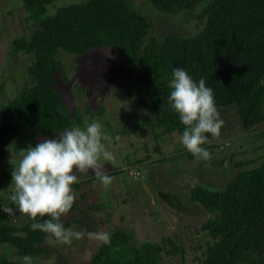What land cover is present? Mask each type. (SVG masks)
I'll use <instances>...</instances> for the list:
<instances>
[{
    "label": "trees",
    "instance_id": "obj_1",
    "mask_svg": "<svg viewBox=\"0 0 264 264\" xmlns=\"http://www.w3.org/2000/svg\"><path fill=\"white\" fill-rule=\"evenodd\" d=\"M56 1L20 0L27 13L22 22L31 21L35 27L22 26L23 31L29 29V34H13L10 41L0 37V52L8 49L5 62L12 60L14 73L8 80L0 78V93L4 94L0 97L1 145L18 138V134L26 135L16 143L14 150L18 152L80 122L81 113L71 115L53 88L56 76L68 81L61 75V54L78 56L111 48L122 50L134 79L128 95L134 92L143 104L133 130L142 126L147 132L132 131L140 137H151L149 132L156 136L157 128L182 135L185 126L168 102L172 70L182 68L197 82L205 80L213 89L217 108L233 111L242 133H256L264 141V0H81L61 7L53 5ZM144 9L179 16L184 23L195 22L198 30L187 35L169 32L162 40L149 36L151 25ZM12 11L8 10L7 16ZM4 30L0 27V33ZM17 78L22 79L21 85ZM6 81L14 87L10 96L5 94L10 88ZM206 135L210 143L202 147L211 154L222 147L221 142H211V134ZM152 150L162 155L157 146ZM252 153L254 157L234 162L236 171L222 189L198 183L188 190L192 201L208 216L200 227L206 233L204 245L199 241L193 250L197 264H264V142ZM243 154L229 153L220 162L234 161L236 155ZM186 155L189 160L198 159L188 151ZM151 156L145 155L140 161ZM132 169L140 177L134 166L108 174L128 175ZM131 178L136 181L135 176ZM96 180L95 175L83 177L73 190L79 191L84 181ZM13 193L10 188L7 198L0 196V264H23L14 259L25 255L36 259L46 256V239H55L31 227L51 217H29L19 224L9 220L3 208L18 207L11 201ZM159 198L173 208L166 202L167 195L159 194ZM81 199L86 197L75 199L70 211L83 205ZM85 207L89 210L88 204ZM183 209L182 205L176 208ZM97 210L95 207L93 211ZM110 214L103 211L106 220ZM59 222L66 226L64 215ZM74 224L85 223L78 217ZM110 237V243H101L88 264H160L164 256L175 254L184 260V250L172 238L162 244L148 241L135 245L131 235L120 230H113ZM7 249L14 251V259H9Z\"/></svg>",
    "mask_w": 264,
    "mask_h": 264
},
{
    "label": "rangeland",
    "instance_id": "obj_2",
    "mask_svg": "<svg viewBox=\"0 0 264 264\" xmlns=\"http://www.w3.org/2000/svg\"><path fill=\"white\" fill-rule=\"evenodd\" d=\"M80 1L59 0L53 5L61 7ZM141 7L138 4L139 10ZM10 9L13 10L12 14L7 16ZM143 14L151 25L149 36H156L160 40L169 32L177 31L180 35H187L198 30L195 22L184 23L179 16L159 15L148 9H144ZM26 15L20 0H0V20L3 19L0 22V27L5 29L0 33V37H8L10 41L13 34L24 32L25 35H28L29 27L35 26L31 21L22 22ZM22 26H28L29 29L23 31ZM7 50L0 52V78L5 77V80L14 75L12 60L8 59L5 62L4 55ZM60 59L63 68L61 75L63 74L68 81H64L61 76H56L53 88L60 93L64 106L71 115L76 111L81 113V120L78 123L75 122V126L83 128L93 120L99 121L104 132L111 137L110 141H104V143L115 157L111 162H104L106 170L108 172L124 171L130 166H134L138 168L140 174L139 177L134 169L130 170L128 175L119 173L113 176L115 179L107 186L98 180L88 183L84 181L79 185V191L74 192L76 200H79L81 195L86 199L84 201L81 199L83 205L77 211H69L64 215L66 221L64 227L86 232L104 231L109 234L113 230H120L129 233L135 245L148 241L162 244L166 238H172L175 244L184 250V260H181L177 254L168 255L164 256L160 264H197L194 260L193 250L199 241L204 245L203 235L206 233L202 232L200 227L208 216L205 215V209L202 206L192 201L188 190L198 183L215 188V190L222 189L236 171L233 166L234 162L254 157L252 151L258 149L264 141L255 136L256 133L249 135L242 133L235 113L219 108L220 118L224 124L219 136H211L210 140L212 143L221 142L222 147L214 149L211 159L208 161L198 158L190 162L186 158L180 160L182 157L174 160L170 156L175 155L176 151L180 149L178 132L173 131L165 134L162 129L157 128L154 131L156 136L149 132L151 137L149 135L140 137L141 134L132 132L143 131L142 134L145 135L147 129L141 126L139 129L133 130V121L141 117L144 108L134 92L133 96L128 95L131 94V85L134 79L125 63L121 49L94 50L78 56L61 54ZM19 83L22 84V79ZM6 84L10 88L6 90L5 94L10 96L13 94L14 87L10 82L6 81ZM3 96L4 94L0 93V97ZM87 109H90V112ZM58 133L51 138H55ZM17 136L19 137L9 139L7 144H0V196L4 194V198L9 196L10 188L14 191L15 186L11 185V172L18 166L21 159L20 151L16 152L14 149L16 143L22 142V138H25L26 135L18 134ZM155 146L159 148L162 155H165L159 162H156V159L160 155L152 150ZM240 151L246 154L236 155L234 161L226 160L225 164H221L220 161L229 153ZM148 154L152 155L149 160L140 161ZM178 159L180 161H177ZM208 165L213 166L208 167ZM192 167L199 169L192 171ZM175 170L186 171L185 177L175 178ZM188 172H193V177H196L198 172L199 175L205 177L193 181L189 178ZM207 173L209 177L206 175ZM82 175L80 177L88 178L94 174L90 170ZM131 176H135L136 181L132 180ZM159 194L167 195L166 202L172 203L173 208L161 200ZM177 197L179 200L176 203ZM87 204L89 210L85 207ZM116 204H118L117 207H115ZM180 205L184 209L176 210ZM94 206L100 211H93L95 210ZM109 207L111 208L109 209ZM112 208L114 209L112 210ZM103 211H110L109 219L106 220ZM9 215V220L14 224L29 219L28 215L19 212L18 207L14 208L13 214ZM78 217L85 224H74ZM101 221L104 222L101 223ZM100 245L101 242L90 240L86 235L80 240L74 239L71 244H63L48 237L43 248L47 249L49 253L39 259L32 258V264H88ZM2 251L1 249L0 252ZM13 252V250L7 249L10 260L14 259ZM20 258H15L14 261L18 260L23 263Z\"/></svg>",
    "mask_w": 264,
    "mask_h": 264
},
{
    "label": "clouds",
    "instance_id": "obj_3",
    "mask_svg": "<svg viewBox=\"0 0 264 264\" xmlns=\"http://www.w3.org/2000/svg\"><path fill=\"white\" fill-rule=\"evenodd\" d=\"M168 87L171 89L169 104L180 119L184 130L180 142L193 156L208 161L211 153L202 147L210 143L208 135L218 137L224 121L216 106L213 89L201 78L198 82L184 69L174 68ZM111 137L104 132L102 124L93 120L85 127H72L58 133L55 138L42 139L35 146L20 150L21 159L12 169V183L15 186L11 201L20 213L33 220L37 216L51 217L42 223L31 225L33 230L50 234L63 244H71L87 236L103 244H109L108 232H86L66 229L60 217L73 207L76 194L73 185L80 175L91 172L103 185H110L115 177L108 174L106 163L114 160L104 141ZM13 214L11 207L3 208ZM23 264H32V257H21Z\"/></svg>",
    "mask_w": 264,
    "mask_h": 264
},
{
    "label": "crops",
    "instance_id": "obj_4",
    "mask_svg": "<svg viewBox=\"0 0 264 264\" xmlns=\"http://www.w3.org/2000/svg\"><path fill=\"white\" fill-rule=\"evenodd\" d=\"M166 134V133H165ZM178 142H179V144H180V149H178L177 151H176V153H175V155H173V156H170V158H172V159H174L175 160V158H178V157H182L180 160H182V159H184V158H186V160H188V161H190V162H193L194 160H189V158L187 157V155H186V152H187V150L184 148V146H182V144H181V142H180V139L178 140ZM174 151L172 150V153H173ZM170 155V154H169ZM162 155L161 156H159L156 160V162H159V161H161L162 160ZM179 159L177 160V161H180ZM203 168V167H202ZM176 169H180V168H176ZM197 169H199L198 167H194V169H193V167H192V171L194 170V171H196ZM185 174H186V171H181L180 170V172H178L177 170H175V178H178V176H181L182 178L183 177H185ZM188 174H189V178L190 179H192L193 181L196 179V180H198L199 178L201 179V178H204L205 176L203 175V176H201V175H199V172L196 174V177H193V172H188ZM82 175V174H81ZM207 176H208V173L206 174ZM83 176V175H82ZM80 177V179H79V182L81 181V179L83 178V177ZM209 177V176H208Z\"/></svg>",
    "mask_w": 264,
    "mask_h": 264
}]
</instances>
